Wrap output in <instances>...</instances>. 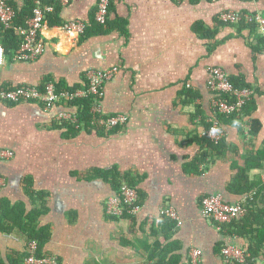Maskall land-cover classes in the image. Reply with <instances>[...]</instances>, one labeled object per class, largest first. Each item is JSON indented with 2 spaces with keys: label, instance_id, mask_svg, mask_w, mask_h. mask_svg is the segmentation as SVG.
Masks as SVG:
<instances>
[{
  "label": "crops",
  "instance_id": "crops-1",
  "mask_svg": "<svg viewBox=\"0 0 264 264\" xmlns=\"http://www.w3.org/2000/svg\"><path fill=\"white\" fill-rule=\"evenodd\" d=\"M25 1L11 4L21 8ZM97 3L72 0L61 5V18L88 22ZM110 7L108 32L84 41L46 20L41 36L45 52L26 63L6 56L0 89L39 86L48 79L76 86L84 83L89 69L118 68L104 87L103 113L126 115L127 125L104 135L72 132L58 120L62 107L47 111L32 103L0 102V149L13 152L12 159L0 161L5 183L0 203L20 204L28 212L33 209L30 186L48 195L49 211L39 228L49 227L45 254L58 264H150L148 248L163 239L151 232L163 220V208L178 215L172 240L180 242L182 253L189 256L196 248L203 253L202 264H226L214 254L215 247L222 241L247 247L248 241L235 232L224 236L225 230L203 218L201 200L222 194L231 204L246 205L264 187L262 168L249 174L251 187H258L253 192L228 191L236 168L245 167L246 155L263 148L264 51L254 49L248 30L239 35L219 17L226 11L264 16V0H110ZM197 24L214 37L196 34ZM213 67L239 77L257 93V110L245 118L247 123L238 119L223 127L225 148L217 152L206 143L215 118L208 85ZM188 93L196 97L189 99ZM251 118L262 124L255 137L249 134ZM102 171H115L121 184L137 191L140 209L135 216L114 219L106 214L115 189ZM257 205L264 206V196ZM29 244L22 234L0 231V264L17 260Z\"/></svg>",
  "mask_w": 264,
  "mask_h": 264
},
{
  "label": "built area",
  "instance_id": "built-area-1",
  "mask_svg": "<svg viewBox=\"0 0 264 264\" xmlns=\"http://www.w3.org/2000/svg\"><path fill=\"white\" fill-rule=\"evenodd\" d=\"M62 6H67L72 0H56ZM184 1V0H176ZM215 1V0H214ZM11 0H0V24L9 27L15 16V10L10 5ZM55 11L53 5H44L42 0H36V8L33 17L27 21L26 27L19 29V35L22 44L14 56L17 62H32L39 59L45 52V42L42 39V31L46 24L47 15ZM110 15V0H98L95 21L99 25L105 26ZM220 21L225 24H237L245 18L247 21H256L261 33H264V17L261 15L251 16L235 11H226L220 14ZM86 24L83 21H70L62 26V29L68 33L81 36L86 30ZM6 62V52L0 43V67ZM118 68L110 70L90 69L87 72L88 85L84 89L75 91H58L55 84L50 82L40 90L38 87L21 86L13 90L0 89V102L7 104H36L44 110L51 111L54 108L62 107L64 111L57 116L60 123L71 122L77 124L76 113L71 112L73 103L93 99L91 113L96 117L92 121V126L102 128L106 133L127 125L128 117L123 114L106 116L103 113V100L105 96L104 87L111 81ZM209 89L216 94L212 101V110L215 118L211 120V128L206 137L215 144L225 138V130L216 120V115L231 116L241 112L246 102L255 94L251 89L238 90L234 88L229 81L226 72L217 67L210 69ZM13 158V152L0 149V161ZM4 180L0 178V189L4 186ZM139 195L137 191L127 183H122L120 196H113L108 199L105 212L115 219L135 216L139 211ZM201 214L206 220H210L216 228L222 229V226L229 225L246 214L245 203L239 202L229 204L222 194L205 196L201 200ZM160 218H169L179 222L178 215L173 208L160 209ZM149 223L153 224V217H150ZM38 250L37 242H30L29 257L24 264H58L54 257L36 256ZM202 251L196 248L191 249L189 253L191 264H202ZM222 255L226 263L235 261L245 263L246 255L243 249L236 245L226 244L222 249Z\"/></svg>",
  "mask_w": 264,
  "mask_h": 264
},
{
  "label": "trees",
  "instance_id": "trees-1",
  "mask_svg": "<svg viewBox=\"0 0 264 264\" xmlns=\"http://www.w3.org/2000/svg\"><path fill=\"white\" fill-rule=\"evenodd\" d=\"M44 5H55V11L51 14L47 15V22L50 26H63L67 22H64L61 18V10L62 6L56 0H42ZM198 1V0H195ZM15 10L16 16L9 27H6L0 24V43L3 45L6 56L12 60L19 50L22 39L19 35V29L26 27L27 21L33 17L34 9L36 8V0H26L23 7L18 8L11 4ZM111 9V7H110ZM97 11V9H96ZM242 13L240 11H235ZM223 13V12H222ZM96 14V12H95ZM95 14L92 15L88 22L83 21L86 24V30L84 34H82L81 40L84 41L92 36L104 35L108 32L109 19L105 26L99 25L95 21ZM242 14H248L251 16H255V13L251 12H243ZM264 17V16H262ZM221 22V21H220ZM234 27L239 35L242 34L245 30L249 31V35L254 37L256 41V46L254 49L259 52L264 51V35L259 33V27L256 21H247L243 18L237 24H225ZM194 32L205 39L210 40L213 38V33L200 25L194 26ZM203 38V39H204ZM90 70V69H89ZM88 70V71H89ZM86 71V80H84L83 84H79L76 86H67L64 82H55L51 79L46 80L43 85L33 86L38 87L40 90H44V87L47 83H54L58 91H75L78 89H84L88 85L87 81V72ZM229 81L232 83L234 88L238 90L250 89L251 86L244 83L242 79L239 77H231L227 75ZM21 86H31V85H18L16 87H1L4 90H13ZM255 92V91H254ZM189 99L195 98L192 94L188 93L186 95ZM215 97L216 94L213 93ZM254 96L246 102L245 106L241 110V112L236 113L231 116L225 115H216V120L221 124L222 127L226 125H231L235 120L241 119L243 122L246 117H251L252 114L257 110V104ZM93 105V99H84L73 103V109L77 110V124H73L71 122H63L62 125L67 129V131H91L95 133H100L102 135L107 134L102 128H96L92 126V121L96 117L91 113ZM247 123V122H246ZM249 134L252 137H255L259 134L262 129V124L259 120L251 118L249 121ZM211 128V124L208 126V130ZM114 131V130H113ZM110 131L109 133L113 132ZM108 133V134H109ZM206 143L209 145V148L214 151H221L225 148V139H222L219 143L215 144L210 139L206 137ZM224 152H219L218 155L224 156ZM207 157V153L200 156L199 162H202ZM264 162V143L263 148H260L257 152L248 153L246 155V164L243 168H236L237 173L235 178L233 179L232 184L228 187V191L235 195H245L250 194L254 191V189L258 188L257 185L255 188L251 187L249 180V174L255 169H262ZM103 176L106 177L109 182L112 183L113 188L115 189L114 196H120L121 194V181L116 177L118 173L115 171H111L108 173L101 172ZM134 188L132 185H129ZM28 196L33 203V209L27 212L24 206L16 205L11 207L9 204L0 203V231L5 234H22L27 241L29 242H37L38 250L36 256L38 258L47 257L45 254V247L49 242L50 233L49 227L39 228L40 219L47 215L49 208L47 207V199L48 195L43 192H36L29 187ZM264 196V187L260 186V189L257 190V194L253 197L252 200H248L245 205L246 214L234 221L229 225L222 226V231H226L223 233L224 236L228 237V234L239 235L240 237L246 239L248 241L247 247H240L244 250L246 259L245 263H238L235 261L228 262L226 264H258V261L261 258H264V206L259 207L257 205L258 199ZM231 204L230 202L226 201ZM115 219V218H114ZM177 223L169 218H164L160 223H155L154 227L151 229L153 234H160L163 239L156 241L153 245H150L148 248L149 258L148 261L150 264H191L188 253H182L180 242L177 240H172L176 235ZM225 246V242L222 241L219 245H217L214 249V254L220 256L223 260L224 257L222 255V249ZM170 256L171 253H173ZM29 257V249H27L23 254L19 255V258L15 261H10V264H24L26 258ZM225 261V260H224Z\"/></svg>",
  "mask_w": 264,
  "mask_h": 264
}]
</instances>
